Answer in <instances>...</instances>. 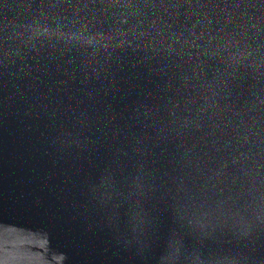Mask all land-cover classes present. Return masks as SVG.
<instances>
[{
	"label": "water",
	"instance_id": "1",
	"mask_svg": "<svg viewBox=\"0 0 264 264\" xmlns=\"http://www.w3.org/2000/svg\"><path fill=\"white\" fill-rule=\"evenodd\" d=\"M0 264H264V0H0Z\"/></svg>",
	"mask_w": 264,
	"mask_h": 264
}]
</instances>
